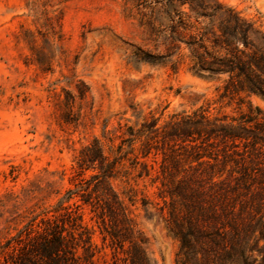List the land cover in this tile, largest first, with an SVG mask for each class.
<instances>
[{
  "label": "trees",
  "instance_id": "1",
  "mask_svg": "<svg viewBox=\"0 0 264 264\" xmlns=\"http://www.w3.org/2000/svg\"><path fill=\"white\" fill-rule=\"evenodd\" d=\"M151 4L155 18L141 25L155 29V65L177 73L186 51L191 75L220 82L216 102L235 103L234 114H214L207 102L104 129L106 143L94 137L80 150L74 188L58 199L56 214L6 240L0 264H98L81 206L112 250V264H157L131 215L133 190L118 193L111 184L132 172L158 183L156 208L178 242L175 264H264V109L252 103L264 104V32L219 0ZM77 90L81 100L90 92L83 82ZM74 100L66 92V124L78 123Z\"/></svg>",
  "mask_w": 264,
  "mask_h": 264
},
{
  "label": "rangeland",
  "instance_id": "2",
  "mask_svg": "<svg viewBox=\"0 0 264 264\" xmlns=\"http://www.w3.org/2000/svg\"><path fill=\"white\" fill-rule=\"evenodd\" d=\"M219 1L264 32V0ZM152 5L151 0H0L1 263L6 240L56 214L58 199L74 188L80 150L94 137L106 143L103 131L118 123L136 126L161 113L163 120L207 102L214 114H234L235 103L216 102L220 82L191 75L186 51L177 73L155 65V29L141 25L155 18ZM80 82L90 89L82 100ZM66 92L75 99L77 125L63 122ZM252 103L264 109L258 99ZM134 175L111 184L118 193L133 190L134 205L126 202L149 256L157 264H175L178 242L156 208L158 183ZM79 212L96 247L95 261L112 264V250L88 207Z\"/></svg>",
  "mask_w": 264,
  "mask_h": 264
}]
</instances>
